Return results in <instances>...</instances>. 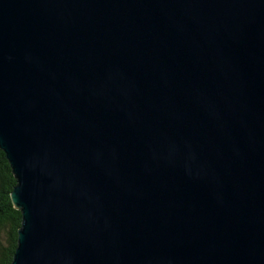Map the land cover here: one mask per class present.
<instances>
[{"label": "water", "instance_id": "water-1", "mask_svg": "<svg viewBox=\"0 0 264 264\" xmlns=\"http://www.w3.org/2000/svg\"><path fill=\"white\" fill-rule=\"evenodd\" d=\"M12 264H264V0H0Z\"/></svg>", "mask_w": 264, "mask_h": 264}, {"label": "trees", "instance_id": "trees-1", "mask_svg": "<svg viewBox=\"0 0 264 264\" xmlns=\"http://www.w3.org/2000/svg\"><path fill=\"white\" fill-rule=\"evenodd\" d=\"M16 184L6 154L0 149V264H12L18 246V229L23 217L10 196Z\"/></svg>", "mask_w": 264, "mask_h": 264}]
</instances>
